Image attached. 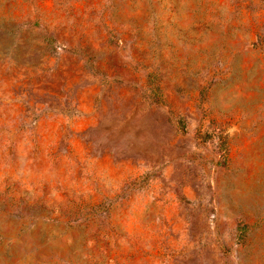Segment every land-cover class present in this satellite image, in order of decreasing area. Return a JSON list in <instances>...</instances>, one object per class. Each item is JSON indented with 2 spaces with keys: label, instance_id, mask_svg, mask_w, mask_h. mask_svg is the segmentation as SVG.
Wrapping results in <instances>:
<instances>
[{
  "label": "rangeland",
  "instance_id": "374dc122",
  "mask_svg": "<svg viewBox=\"0 0 264 264\" xmlns=\"http://www.w3.org/2000/svg\"><path fill=\"white\" fill-rule=\"evenodd\" d=\"M0 264H264V0H0Z\"/></svg>",
  "mask_w": 264,
  "mask_h": 264
}]
</instances>
